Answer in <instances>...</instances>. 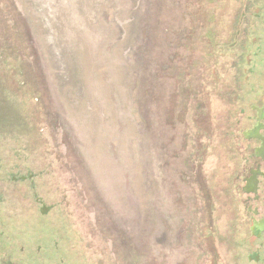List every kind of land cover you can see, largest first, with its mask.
Wrapping results in <instances>:
<instances>
[{
	"label": "rangeland",
	"instance_id": "1",
	"mask_svg": "<svg viewBox=\"0 0 264 264\" xmlns=\"http://www.w3.org/2000/svg\"><path fill=\"white\" fill-rule=\"evenodd\" d=\"M261 84L264 0H0V258L248 264Z\"/></svg>",
	"mask_w": 264,
	"mask_h": 264
},
{
	"label": "flooded vegetation",
	"instance_id": "2",
	"mask_svg": "<svg viewBox=\"0 0 264 264\" xmlns=\"http://www.w3.org/2000/svg\"><path fill=\"white\" fill-rule=\"evenodd\" d=\"M255 88L251 111L244 114L243 123L241 121L244 156L233 175V191L230 192L234 201L243 207L234 212L232 243L240 248L243 262L246 259L248 264H264V85ZM24 175L20 174V179L34 178V173ZM208 194H212L210 184ZM18 263L19 260L0 258V264Z\"/></svg>",
	"mask_w": 264,
	"mask_h": 264
},
{
	"label": "trees",
	"instance_id": "3",
	"mask_svg": "<svg viewBox=\"0 0 264 264\" xmlns=\"http://www.w3.org/2000/svg\"><path fill=\"white\" fill-rule=\"evenodd\" d=\"M1 106V105H0ZM1 127V126H0ZM5 130L8 129V128H4Z\"/></svg>",
	"mask_w": 264,
	"mask_h": 264
}]
</instances>
